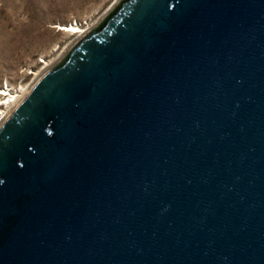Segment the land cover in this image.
Segmentation results:
<instances>
[{"label":"water","instance_id":"95a60500","mask_svg":"<svg viewBox=\"0 0 264 264\" xmlns=\"http://www.w3.org/2000/svg\"><path fill=\"white\" fill-rule=\"evenodd\" d=\"M0 264H264V0H120L0 124Z\"/></svg>","mask_w":264,"mask_h":264},{"label":"rangeland","instance_id":"374dc122","mask_svg":"<svg viewBox=\"0 0 264 264\" xmlns=\"http://www.w3.org/2000/svg\"><path fill=\"white\" fill-rule=\"evenodd\" d=\"M120 0H0V90L20 101L76 42L61 27H95ZM11 97L0 96V111ZM11 98L10 100H12Z\"/></svg>","mask_w":264,"mask_h":264},{"label":"bare ground","instance_id":"6f19581e","mask_svg":"<svg viewBox=\"0 0 264 264\" xmlns=\"http://www.w3.org/2000/svg\"><path fill=\"white\" fill-rule=\"evenodd\" d=\"M61 31H64V32H66V33H68V34H70V35H75V36H77V40L82 36V35H84V33L86 32V31H84V30H82L80 27H78V26H74V25H72V26H67V27H61V29H60ZM52 67V66H51ZM50 68V67H49ZM48 68V69H49ZM47 69V70H48ZM42 76V75H41ZM0 96H5V97H11V98H13L12 100H8L7 102H5L4 103V105H7V104H9L10 105V109L12 108V109H14V107L20 102V96H13V95H11V93H8V90H0ZM6 118V116H5V112H2V111H0V124H1V122H2V120L3 119H5Z\"/></svg>","mask_w":264,"mask_h":264}]
</instances>
